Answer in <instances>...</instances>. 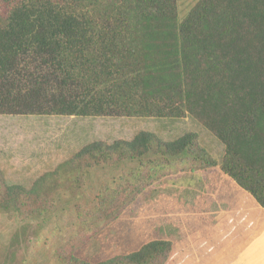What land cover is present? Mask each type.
I'll return each instance as SVG.
<instances>
[{
  "label": "trees",
  "instance_id": "obj_1",
  "mask_svg": "<svg viewBox=\"0 0 264 264\" xmlns=\"http://www.w3.org/2000/svg\"><path fill=\"white\" fill-rule=\"evenodd\" d=\"M0 115L190 117L223 146L220 172L264 210V0H198L181 20L176 0H0ZM176 160L178 172L216 166L194 133L94 141L30 188L0 170V212L40 217L89 170L134 163L91 209L74 206L76 230L55 255L87 264L73 253ZM170 250L154 240L100 264H166Z\"/></svg>",
  "mask_w": 264,
  "mask_h": 264
},
{
  "label": "rangeland",
  "instance_id": "obj_2",
  "mask_svg": "<svg viewBox=\"0 0 264 264\" xmlns=\"http://www.w3.org/2000/svg\"><path fill=\"white\" fill-rule=\"evenodd\" d=\"M197 1L176 0L179 20ZM142 131L165 142L194 133L216 166L178 172L183 162H171L172 168L164 167L161 177L79 247L74 258L100 264L163 240L171 243L166 264H264V210L220 172L223 146L190 117L0 115V170L9 185L30 188L83 146L94 141L131 140ZM133 164L124 161L89 170L81 191L60 192L52 210L40 217L24 221L0 212V264H62L55 250L76 230L74 206L91 209L99 187Z\"/></svg>",
  "mask_w": 264,
  "mask_h": 264
}]
</instances>
